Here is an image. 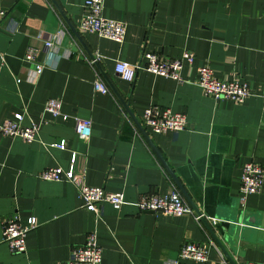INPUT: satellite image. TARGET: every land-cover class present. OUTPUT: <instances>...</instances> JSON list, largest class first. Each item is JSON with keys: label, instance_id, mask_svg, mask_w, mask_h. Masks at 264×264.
I'll return each instance as SVG.
<instances>
[{"label": "crops", "instance_id": "0c3cea01", "mask_svg": "<svg viewBox=\"0 0 264 264\" xmlns=\"http://www.w3.org/2000/svg\"><path fill=\"white\" fill-rule=\"evenodd\" d=\"M84 1L0 0V123L22 109L37 122L49 99L68 116L52 122L43 115L38 141L30 144L0 135V264H61L90 233L101 249L99 264H193L177 260L184 242L213 245L205 264H264V0H103L102 16L124 24L120 44L77 29ZM58 30V51L44 50L41 38ZM28 48L43 65L32 82L33 66L23 60ZM183 51L193 61L182 67L179 84L141 70L128 83L113 72L115 61L141 66L144 52L176 59ZM89 55L97 56L94 68ZM201 65L219 80L244 82L251 95L241 104L204 97L194 83ZM95 74L107 94L92 90ZM150 105L182 112L186 129L150 134L140 122ZM74 118L90 120L86 141L75 136ZM60 140L64 150L48 147ZM246 163L261 168L262 185L241 206ZM55 167L71 172L72 182L37 179ZM83 185L122 193L124 204L102 203L99 216L86 212L77 196ZM172 191L203 221L134 206L142 196ZM13 216L36 224L22 254L1 242V224Z\"/></svg>", "mask_w": 264, "mask_h": 264}, {"label": "built area", "instance_id": "2783aa9c", "mask_svg": "<svg viewBox=\"0 0 264 264\" xmlns=\"http://www.w3.org/2000/svg\"><path fill=\"white\" fill-rule=\"evenodd\" d=\"M86 13L78 22L77 29L80 32L93 34L98 38L106 39L120 44L124 37V24L118 21L106 19L102 16L103 0H85L83 4ZM5 17V11L0 9V20ZM63 33L61 30L53 34L45 35L41 38L43 49L48 52H57ZM23 60L33 66L29 75V81H34L42 72L43 65L36 60V51L28 48L25 51ZM141 66H130L124 62L115 61L113 72L122 81L130 83L135 71L141 70L154 76L169 79L175 83H181L180 72L182 67L190 65L193 61V54L188 51L181 52L176 59L161 57L155 53L144 52L141 54ZM97 62L95 58H89L86 63L94 68ZM195 85L200 89L204 97L214 101L228 100L235 104H241L251 95V90L244 82L238 79L219 80L214 77L212 70L207 65L196 68ZM19 80L16 79L17 83ZM92 90L95 93L107 94L108 89L100 80L97 74L92 82ZM49 115L52 122H64L68 116L61 112L60 101L57 99L46 100L42 104L41 115L37 122L28 118L22 109L19 113L12 115L0 123V135L4 137L17 138L26 144L38 141L39 126L44 124L43 115ZM27 124H23V120ZM142 126L153 135L165 132L176 133L186 129L187 123L182 112H173L170 109H160L156 106H148L140 114ZM90 120L73 119V132L82 141H86L90 134ZM46 147V146H44ZM58 150H64V141L50 144ZM37 179L44 182H72V173L65 172L61 168H46L36 175ZM262 185V170L253 163H246L241 169L238 187V198L241 206L247 195L256 194ZM77 196L81 203V208L95 216H99V208L102 203L109 204L113 209L124 204L122 193L105 192L102 188L80 186L77 188ZM134 206L141 212L152 214L181 217L191 216L196 222L201 220L200 215H195L190 207L184 203L176 191L165 195H148L140 197ZM36 227L33 218H28L25 225H22L16 216L5 220L1 224V242L4 243L11 254H22L24 252L25 235ZM213 247L210 243L184 242L178 252L177 260L188 261L193 264H205L207 260L208 247ZM101 261V249L96 243L95 234L86 235L84 242L80 246L70 249L68 258L61 264H99ZM177 261H173L176 264ZM241 264H262L255 262H244Z\"/></svg>", "mask_w": 264, "mask_h": 264}, {"label": "water", "instance_id": "95a60500", "mask_svg": "<svg viewBox=\"0 0 264 264\" xmlns=\"http://www.w3.org/2000/svg\"><path fill=\"white\" fill-rule=\"evenodd\" d=\"M89 58H91L90 55H89ZM95 66H96V64H95ZM113 94H114V96L119 100V102L122 104V101L119 99V97L117 96V94H116L115 92H113ZM123 108H124V110L126 111V113L129 115V117L131 118V115H130V113L127 111V107H126L125 104H123ZM154 152H155V151H154ZM155 154H156V152H155ZM158 159L160 160L161 164L165 167V165L163 164V162H162V160L159 158V156H158ZM190 206H191L192 209L194 208L192 205H190ZM193 210H194V209H193ZM194 212H195L196 215H200L196 210H194ZM200 221L202 222V221H203V218H201ZM206 230H207V232L209 233V235L211 236V238L213 239V241L215 242V244L218 246V248L222 251V250H223V247L221 246L220 241H219L218 238L212 233V231L210 230L209 226H207V225H206ZM227 236H228V234L225 232L224 235H223V238H222L223 241H225V240L227 239ZM226 259H227V258H226ZM227 260L230 261L229 258H228ZM230 262H231V261H230ZM230 262H229V263H230Z\"/></svg>", "mask_w": 264, "mask_h": 264}]
</instances>
